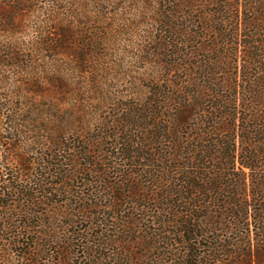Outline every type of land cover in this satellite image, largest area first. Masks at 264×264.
<instances>
[{
	"label": "trees",
	"instance_id": "1",
	"mask_svg": "<svg viewBox=\"0 0 264 264\" xmlns=\"http://www.w3.org/2000/svg\"><path fill=\"white\" fill-rule=\"evenodd\" d=\"M11 259L264 264V0H0Z\"/></svg>",
	"mask_w": 264,
	"mask_h": 264
},
{
	"label": "rangeland",
	"instance_id": "2",
	"mask_svg": "<svg viewBox=\"0 0 264 264\" xmlns=\"http://www.w3.org/2000/svg\"><path fill=\"white\" fill-rule=\"evenodd\" d=\"M44 4L36 6V12L33 14H29L26 21H24V26H22V30L15 34L14 37H17L19 41L26 42L29 41L31 37H34V24L36 21H39V18L42 17V12L40 8H43ZM38 8V9H37ZM43 10V9H41ZM37 97L40 96V93L36 95ZM9 264H17L16 261L13 259L9 260Z\"/></svg>",
	"mask_w": 264,
	"mask_h": 264
}]
</instances>
